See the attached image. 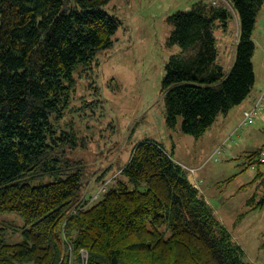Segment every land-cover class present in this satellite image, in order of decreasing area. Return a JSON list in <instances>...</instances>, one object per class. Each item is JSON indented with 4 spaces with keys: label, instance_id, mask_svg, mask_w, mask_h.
<instances>
[{
    "label": "trees",
    "instance_id": "obj_1",
    "mask_svg": "<svg viewBox=\"0 0 264 264\" xmlns=\"http://www.w3.org/2000/svg\"><path fill=\"white\" fill-rule=\"evenodd\" d=\"M109 1L0 0V213L23 219L17 241L0 222V264H253L158 141L136 143L121 177L87 204V168L72 157L84 139L66 116L75 112L76 68L112 45L119 22L103 8ZM226 1L231 8L195 0L166 18V44L180 50L162 79L165 121L181 118L195 138L255 83L252 31L264 0ZM232 10L238 32L224 72L214 31L228 27ZM97 102L81 98L77 111ZM260 148L249 159L261 163Z\"/></svg>",
    "mask_w": 264,
    "mask_h": 264
},
{
    "label": "rangeland",
    "instance_id": "obj_2",
    "mask_svg": "<svg viewBox=\"0 0 264 264\" xmlns=\"http://www.w3.org/2000/svg\"><path fill=\"white\" fill-rule=\"evenodd\" d=\"M193 1L110 0L103 6L119 22L112 45L99 50L91 66L80 72L76 68L77 82L70 100L75 112L66 116L74 119L79 140L84 139V145L79 142L72 153L73 159L87 168L88 180L81 193L90 196L96 192L102 184L96 178L103 173L106 189L114 185L112 177H121L118 169L127 163L134 145L144 139L158 141L198 187L207 205L243 249L245 259L264 264V163L257 157L249 159L253 151L264 146V124L257 120L243 124L238 113L227 118L219 113L204 134L195 138L181 131V118L172 127L165 121L162 79L169 57L180 50L178 45L166 44L171 29L166 18L178 9H188ZM221 2L228 4L226 0ZM237 32L234 11L228 27L214 31L217 62L224 72L233 60ZM252 39L257 85L264 80V2L256 16ZM81 98L88 103L99 99L101 103L77 111ZM0 222L16 230L23 225V219L10 212L0 213ZM12 229H8V235L19 240V230ZM68 248L65 250L71 255Z\"/></svg>",
    "mask_w": 264,
    "mask_h": 264
},
{
    "label": "built area",
    "instance_id": "obj_3",
    "mask_svg": "<svg viewBox=\"0 0 264 264\" xmlns=\"http://www.w3.org/2000/svg\"><path fill=\"white\" fill-rule=\"evenodd\" d=\"M263 106H264V90H263L262 94L257 98L255 103L253 104V107L243 111L241 123L250 124V123L254 122L255 118L259 115V112ZM258 157H259V161L261 163H263L264 162V146L260 148ZM105 182L99 186V188L97 189L96 192H93L90 194V196H88V198L86 200L87 204H90L93 200H95L98 197V195L100 193H103L106 190V183ZM80 202H81V200H80ZM76 210L77 209L73 206V208L70 209L69 213H74ZM81 256H82V259H84V261H85V258L87 256L86 252L82 251Z\"/></svg>",
    "mask_w": 264,
    "mask_h": 264
},
{
    "label": "crops",
    "instance_id": "obj_4",
    "mask_svg": "<svg viewBox=\"0 0 264 264\" xmlns=\"http://www.w3.org/2000/svg\"><path fill=\"white\" fill-rule=\"evenodd\" d=\"M212 1L217 2V1H224V0H212ZM232 56H233V50H232ZM263 88H264V80L262 84L256 85V78H255L254 86L252 90L250 91V93L248 94V96L240 104H238V106L237 105L234 106L228 111L226 115H223L224 118H227L230 114L231 116L232 115L234 116L236 113L240 114L242 117V111L244 109L250 108L253 105V103L256 101V99L259 97L260 93L262 92ZM256 120L264 124V108L260 111L259 115L255 118L254 122Z\"/></svg>",
    "mask_w": 264,
    "mask_h": 264
},
{
    "label": "water",
    "instance_id": "obj_5",
    "mask_svg": "<svg viewBox=\"0 0 264 264\" xmlns=\"http://www.w3.org/2000/svg\"><path fill=\"white\" fill-rule=\"evenodd\" d=\"M236 41V40H235Z\"/></svg>",
    "mask_w": 264,
    "mask_h": 264
}]
</instances>
